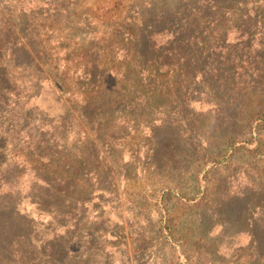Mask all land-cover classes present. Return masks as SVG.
Instances as JSON below:
<instances>
[{
  "label": "trees",
  "instance_id": "1",
  "mask_svg": "<svg viewBox=\"0 0 264 264\" xmlns=\"http://www.w3.org/2000/svg\"><path fill=\"white\" fill-rule=\"evenodd\" d=\"M50 1L0 23V264H60L71 250L58 229L69 242L101 233L104 196L143 160L142 172L173 178L201 155L220 164L214 141L236 149L253 122L264 131V109L240 112L236 92L264 87L261 64L248 81L236 70L252 61L246 50L260 47L264 61V0H137L132 15L110 2ZM198 102L215 109L197 114ZM259 190L251 226L262 230ZM45 225L52 238L37 231ZM251 237L250 261L264 264V229Z\"/></svg>",
  "mask_w": 264,
  "mask_h": 264
},
{
  "label": "rangeland",
  "instance_id": "2",
  "mask_svg": "<svg viewBox=\"0 0 264 264\" xmlns=\"http://www.w3.org/2000/svg\"><path fill=\"white\" fill-rule=\"evenodd\" d=\"M71 1L74 2L68 0L67 3H73ZM92 1L116 4L117 8L120 7L115 11L117 14L129 12L132 15L140 9L131 4L137 0ZM118 1L122 2L121 6ZM160 1L139 0L138 4L142 2V6L147 7L157 3L160 7ZM49 3L50 0H0V23H6L2 22V17L8 19L14 7L24 14L36 9L40 13L53 9ZM100 8L102 13L104 7ZM257 36L261 38V35ZM230 40L234 42L235 36ZM243 50L245 48L241 47L240 51ZM253 51L246 50L244 54L253 57L252 61L245 58L236 69L244 81H248L247 76H254L255 69H261L260 64L264 66V61L259 58L261 48L256 47ZM246 72H249L247 76ZM260 88L250 94L236 90L242 97L237 110L264 109V102L256 101L258 94L264 97V87L262 91ZM50 103L51 98L35 102L42 109ZM193 107L194 112L204 115L215 109L199 102ZM257 124L253 122L250 127L255 128L254 131H240L242 135L237 138L236 149H229L219 140L212 143L209 149L212 154H220V164L201 155L196 164L193 161L187 163L182 172H174L170 178L165 177L167 171L163 175L142 172L145 165L142 159L140 167L132 170L130 178H116L118 186L116 191L114 188V195L107 193L104 196L106 223L100 227L101 233L95 232L89 241L73 237L69 242L68 229H58V234L65 237L62 245L71 250L64 258H59L60 264H252L249 257L252 253L245 246L252 239L251 231L262 233L264 229L258 228V222L251 226L260 217V205L251 204L253 194H259V189L264 190V131L259 132ZM185 159L178 154L175 165L179 166L182 164L180 160ZM130 161V155L126 156L125 163ZM95 216L92 213V219ZM54 228L39 226L37 231L52 238Z\"/></svg>",
  "mask_w": 264,
  "mask_h": 264
}]
</instances>
